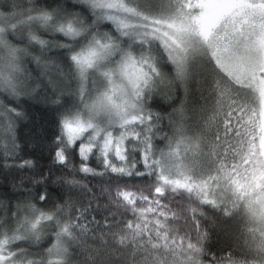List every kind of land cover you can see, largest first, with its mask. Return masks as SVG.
<instances>
[{
  "label": "trees",
  "instance_id": "obj_1",
  "mask_svg": "<svg viewBox=\"0 0 264 264\" xmlns=\"http://www.w3.org/2000/svg\"><path fill=\"white\" fill-rule=\"evenodd\" d=\"M0 23L6 264H264V221L235 182L255 168L247 147L258 155L251 87L201 52L184 66L90 0H0ZM68 25L77 37L59 31ZM94 42L145 72L143 120L120 157L90 132L76 140L66 132L101 92L99 77L82 79L75 61Z\"/></svg>",
  "mask_w": 264,
  "mask_h": 264
},
{
  "label": "rangeland",
  "instance_id": "obj_2",
  "mask_svg": "<svg viewBox=\"0 0 264 264\" xmlns=\"http://www.w3.org/2000/svg\"><path fill=\"white\" fill-rule=\"evenodd\" d=\"M105 18L141 37L151 36L185 64L195 51L234 81L251 87L259 100L261 137L258 155L248 146L246 163L254 169L236 176L244 183L250 209L264 221V0H90ZM137 3L134 4L135 2ZM77 37L73 27L59 29ZM4 27L0 23V35ZM193 52V53H192ZM82 79L97 75L101 92L87 115L66 126L71 139L91 133L102 142L105 154L122 156L124 137L142 117L143 68L115 46L94 42L75 57ZM88 150V147L87 149ZM257 162H253V161ZM7 258L0 255V264Z\"/></svg>",
  "mask_w": 264,
  "mask_h": 264
}]
</instances>
